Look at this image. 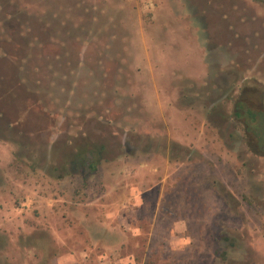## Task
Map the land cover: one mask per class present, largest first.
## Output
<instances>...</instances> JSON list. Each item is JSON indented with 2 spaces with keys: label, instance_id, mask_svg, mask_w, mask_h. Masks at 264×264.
I'll use <instances>...</instances> for the list:
<instances>
[{
  "label": "rangeland",
  "instance_id": "rangeland-1",
  "mask_svg": "<svg viewBox=\"0 0 264 264\" xmlns=\"http://www.w3.org/2000/svg\"><path fill=\"white\" fill-rule=\"evenodd\" d=\"M244 83L256 0H0V264H264Z\"/></svg>",
  "mask_w": 264,
  "mask_h": 264
},
{
  "label": "trees",
  "instance_id": "trees-1",
  "mask_svg": "<svg viewBox=\"0 0 264 264\" xmlns=\"http://www.w3.org/2000/svg\"><path fill=\"white\" fill-rule=\"evenodd\" d=\"M256 1L264 4V0ZM259 92L261 91L257 83L251 87L244 83L239 93L240 98L234 104L233 118L240 124L248 146L259 155L264 156V95H260ZM258 96H262V98ZM256 101L258 104H255ZM88 166L91 170L97 168V164L94 162Z\"/></svg>",
  "mask_w": 264,
  "mask_h": 264
}]
</instances>
